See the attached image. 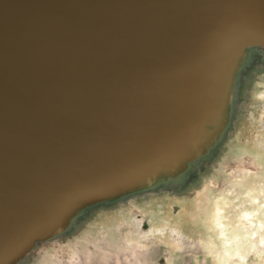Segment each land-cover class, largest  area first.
<instances>
[{"label":"water","instance_id":"95a60500","mask_svg":"<svg viewBox=\"0 0 264 264\" xmlns=\"http://www.w3.org/2000/svg\"><path fill=\"white\" fill-rule=\"evenodd\" d=\"M257 47L264 0H0V264L208 159Z\"/></svg>","mask_w":264,"mask_h":264},{"label":"rangeland","instance_id":"374dc122","mask_svg":"<svg viewBox=\"0 0 264 264\" xmlns=\"http://www.w3.org/2000/svg\"><path fill=\"white\" fill-rule=\"evenodd\" d=\"M230 112L219 146L177 188L158 185L88 206L69 230L36 244L19 264H264V59L252 51ZM250 160L253 169L238 165ZM214 201L234 247L219 237ZM241 210L251 212L252 223L237 222Z\"/></svg>","mask_w":264,"mask_h":264},{"label":"bare ground","instance_id":"6f19581e","mask_svg":"<svg viewBox=\"0 0 264 264\" xmlns=\"http://www.w3.org/2000/svg\"><path fill=\"white\" fill-rule=\"evenodd\" d=\"M257 50L260 52V54L262 55V56H264V52H263V50H261L259 47H257ZM213 139H215L214 140V144L211 146V144L207 147V149L209 150V151H213V149L214 148H217L218 146H219V144H220V142H221V136L219 137V136H213L212 137ZM211 138V139H212ZM212 139V140H213ZM238 165H240V167H246L247 168V170H249V169H253V168H255L256 166H255V163H254V161H252V160H250V161H247V162H245V161H240L239 162V164ZM190 174H192L191 172H188L187 173V175H184V177H181V178H179V179H174V178H169L168 179V185H166V186H168L169 188H171V189H175V187L177 188L179 185H181L183 182H184V178H186V177H189L188 175H190ZM214 204H213V210H212V212H213V219H214V221H215V223L217 224V226H218V230H219V233H220V239L221 240H225L226 241V246L227 247H234L236 244L235 243H233V242H229V243H227V241H228V238H229V236L227 235V234H225V231L227 230V228H225V227H222V222L220 221V217L222 216V210L220 209V206L218 205V203L216 202V201H214L213 202ZM251 216H252V214H251V212H248V211H246V210H241L240 211V213L238 214V217H237V222H239V223H244V222H246V223H248V224H250V223H252L251 222ZM257 223V222H256ZM53 237V236H52ZM232 237H234L235 239H237L236 238V236H235V234H231V236H230V239H232ZM51 238V237H50ZM141 247V246H140ZM224 247H225V245H224ZM226 247V248H227ZM176 249V248H175ZM259 252H261V251H259ZM132 254V253H131ZM253 254V253H252ZM257 255V254H256ZM137 256V255H136ZM205 256V255H204ZM255 256V255H254ZM132 257V256H131ZM215 257V256H214ZM213 258V257H212ZM171 259V258H170ZM214 259V258H213ZM247 259V258H246ZM249 260V259H248ZM223 261V260H222ZM241 263V262H240ZM128 264V263H127ZM131 264V263H130ZM217 264V263H216ZM219 264V263H218ZM234 264H236V263H234Z\"/></svg>","mask_w":264,"mask_h":264}]
</instances>
